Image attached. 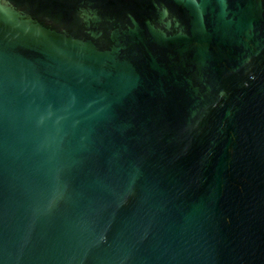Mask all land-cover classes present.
Here are the masks:
<instances>
[{
  "label": "water",
  "instance_id": "water-1",
  "mask_svg": "<svg viewBox=\"0 0 264 264\" xmlns=\"http://www.w3.org/2000/svg\"><path fill=\"white\" fill-rule=\"evenodd\" d=\"M0 264H264V0H0Z\"/></svg>",
  "mask_w": 264,
  "mask_h": 264
}]
</instances>
